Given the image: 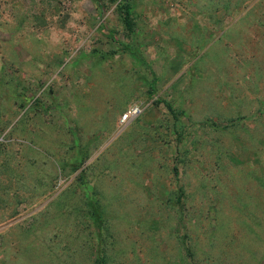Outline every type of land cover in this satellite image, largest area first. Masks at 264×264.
Returning <instances> with one entry per match:
<instances>
[{"label": "rangeland", "instance_id": "obj_1", "mask_svg": "<svg viewBox=\"0 0 264 264\" xmlns=\"http://www.w3.org/2000/svg\"><path fill=\"white\" fill-rule=\"evenodd\" d=\"M0 264H264V0H0Z\"/></svg>", "mask_w": 264, "mask_h": 264}, {"label": "trees", "instance_id": "obj_2", "mask_svg": "<svg viewBox=\"0 0 264 264\" xmlns=\"http://www.w3.org/2000/svg\"><path fill=\"white\" fill-rule=\"evenodd\" d=\"M125 20H126V24H127L128 29L130 30V32L133 33L134 29L132 28V21H131V19H129V15L126 17ZM79 148H80V145H79ZM84 160H86V157H84V156H83V158L81 157V161L78 162V164L74 168V171H76V170L78 171L82 167L83 163L85 162ZM174 170H175L176 177H179L178 167L176 166L174 168ZM80 178H83V175H81ZM86 203H87V206L89 207L90 213H91L92 217H94V220L96 221V223L102 224L103 213H102V210H101L99 204L96 201L89 199V197H87V196H86Z\"/></svg>", "mask_w": 264, "mask_h": 264}, {"label": "built area", "instance_id": "obj_3", "mask_svg": "<svg viewBox=\"0 0 264 264\" xmlns=\"http://www.w3.org/2000/svg\"><path fill=\"white\" fill-rule=\"evenodd\" d=\"M143 113V110L141 109V107L139 105H133L131 106L128 111L125 113V115L122 118V122H128V121H132L135 120L136 118H138L141 114Z\"/></svg>", "mask_w": 264, "mask_h": 264}, {"label": "crops", "instance_id": "obj_4", "mask_svg": "<svg viewBox=\"0 0 264 264\" xmlns=\"http://www.w3.org/2000/svg\"><path fill=\"white\" fill-rule=\"evenodd\" d=\"M168 27H169V23H165V24L162 25L161 28L168 29ZM165 34H168V31L167 30H166V33ZM199 37H200V35H199ZM219 42H221V39L215 38L214 41L211 44L208 45L207 49H208V52H209L210 55H213V52L217 54V52H218V43Z\"/></svg>", "mask_w": 264, "mask_h": 264}]
</instances>
